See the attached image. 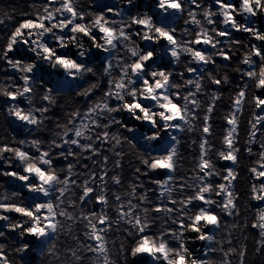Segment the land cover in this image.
Masks as SVG:
<instances>
[{
	"label": "snow or ice",
	"instance_id": "snow-or-ice-1",
	"mask_svg": "<svg viewBox=\"0 0 264 264\" xmlns=\"http://www.w3.org/2000/svg\"><path fill=\"white\" fill-rule=\"evenodd\" d=\"M29 7L0 44L4 111L35 131L66 89L79 100L57 118L51 138L0 143V177L15 182L0 195V239L16 235L11 251L20 264L33 251L44 264H248L247 244L234 236L249 227L236 221L241 152L255 157L247 168L250 228L254 253L264 255V30L255 26L264 0H32ZM13 19L6 11L0 25ZM234 33L248 34L249 43ZM234 45L247 50L232 69L240 82L217 148L211 121L231 77L211 69L230 66ZM245 104L251 117L241 146ZM177 133H198L192 167L179 175ZM129 155L137 164L125 187ZM113 231L123 233L118 247ZM6 248L0 242V264H14Z\"/></svg>",
	"mask_w": 264,
	"mask_h": 264
},
{
	"label": "trees",
	"instance_id": "trees-1",
	"mask_svg": "<svg viewBox=\"0 0 264 264\" xmlns=\"http://www.w3.org/2000/svg\"><path fill=\"white\" fill-rule=\"evenodd\" d=\"M32 3V0H0V16L3 15L4 12L8 11L11 12L14 19L11 21H6L4 25H0V44L4 42L3 34L7 33L12 24H14L16 21L22 18L23 12H30L32 9L29 7V5ZM181 26L183 22L181 21ZM236 38L242 40L243 45H246L250 41V37L248 34L244 33H234ZM243 45H234L233 51L235 52V56L233 58V61L231 62L230 66L227 68L221 67L220 69H216L214 66H212V71L216 72L218 71L220 74H223L224 72H227L229 76L231 77V83L227 86H225L223 89H221V92L223 93L222 98L217 102V107L215 112L213 113L212 117V136H211V142L216 145L217 148L221 146V137L224 134V128H225V121L223 117L227 114L229 104H230V96L232 95L235 85L240 82L239 74L236 72H233L232 69L235 68L239 62L240 57L243 55V52L247 49ZM218 63H227L221 61L219 58H217ZM8 75H15L10 70L7 72ZM5 77V69L2 65H0V83H4ZM18 81V76H17ZM251 95V93H249ZM74 99L76 101L79 100V98H75L74 92L66 91L63 92L61 95L57 97L58 103L56 106H53L49 113L47 114L49 116V119L45 121V125L42 129L39 130H25V127L20 124L10 123L7 121V112L4 111V99L0 98V143L5 142H12L13 137H15L16 140L19 139H31L33 136L41 138V139H48L51 138L53 133L57 131L55 128V124L57 122V118L60 119L61 122H63L65 116V112L68 111L71 107H75L76 104L74 103ZM204 99H207L205 97ZM38 102V101H37ZM24 107H28V105L23 104ZM251 117V109L248 104H245L244 106V112L241 116V122H240V143L241 146L243 145V141L247 138L246 137V129H247V120ZM181 137V147H180V153L182 160L179 164V169L177 174H183L185 171L190 169L193 164V157L198 152V147L196 145H191V139L195 138L198 133L193 134H187V133H178ZM259 141L257 142V145L255 146L258 149ZM191 145V146H190ZM127 150V149H125ZM255 157H247L246 154L241 152V158H240V167L238 169L240 175L239 179L236 181L235 187L237 192L239 193V208H240V216L236 218V221H238L240 224H244L247 220L249 222L248 229L245 230V232L242 234L239 230L234 231L235 240L237 243H246L248 247V257L247 261L248 264H264V255H256L254 253V230L250 228V222L254 217L255 214V208L252 207L254 205V202L249 200L248 195V189H249V183H250V177L249 173L247 172V168L250 166L251 161L254 160ZM65 163L62 159L57 161V165H61ZM86 163L89 164L91 167L90 161H86ZM137 161L132 155H129L124 162V169L122 176L125 181V187H127V181L132 179V168L136 166ZM80 171H83V169H79ZM110 183V182H109ZM145 183H147V179H145ZM151 187V185H149ZM15 182L8 180L6 178L0 177V195L3 194H9L14 189ZM13 218L15 214H12ZM225 220L232 221V218H224ZM233 221V222H236ZM122 231L117 233L116 231H113L111 233V236L114 238H117V247L119 246V237L122 236ZM244 235H247V240H244ZM0 242L5 243L8 245V248H6V251H9L10 258L13 259L14 264H20V259L18 254L11 251L16 245L15 241L11 238L7 241L0 239ZM36 264H44V260L41 257V259ZM233 264H236V261H233Z\"/></svg>",
	"mask_w": 264,
	"mask_h": 264
},
{
	"label": "water",
	"instance_id": "water-1",
	"mask_svg": "<svg viewBox=\"0 0 264 264\" xmlns=\"http://www.w3.org/2000/svg\"><path fill=\"white\" fill-rule=\"evenodd\" d=\"M262 18L264 20V16H262ZM141 130L143 131L144 129ZM194 246H200L199 242L195 243ZM23 259L24 261H27L28 264H33L39 261L40 255L38 251H33V252H29L26 256H23Z\"/></svg>",
	"mask_w": 264,
	"mask_h": 264
},
{
	"label": "rangeland",
	"instance_id": "rangeland-1",
	"mask_svg": "<svg viewBox=\"0 0 264 264\" xmlns=\"http://www.w3.org/2000/svg\"><path fill=\"white\" fill-rule=\"evenodd\" d=\"M103 2L111 3L112 0H103ZM230 2H232V0H230ZM256 19H255V26L258 27V28H261L262 30H264V27L259 26L258 21ZM259 19H260V16H259ZM15 218L16 217L14 215V218L13 219H15ZM225 218H228V217H225ZM10 235H11V238H14L15 240L17 239L15 234H10Z\"/></svg>",
	"mask_w": 264,
	"mask_h": 264
},
{
	"label": "bare ground",
	"instance_id": "bare-ground-1",
	"mask_svg": "<svg viewBox=\"0 0 264 264\" xmlns=\"http://www.w3.org/2000/svg\"><path fill=\"white\" fill-rule=\"evenodd\" d=\"M232 2H234V3H235V2H236V0H232ZM258 18H259V17H257V19H256V20L258 21V24H259V26H261V27H264V23H263L262 21H260V19L258 20ZM194 247H195V246H194ZM194 247H193V248H194ZM194 249H198V247H195Z\"/></svg>",
	"mask_w": 264,
	"mask_h": 264
}]
</instances>
